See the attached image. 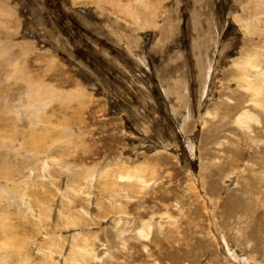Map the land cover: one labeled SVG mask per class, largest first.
<instances>
[{
    "label": "rangeland",
    "instance_id": "obj_1",
    "mask_svg": "<svg viewBox=\"0 0 264 264\" xmlns=\"http://www.w3.org/2000/svg\"><path fill=\"white\" fill-rule=\"evenodd\" d=\"M248 83L264 0H0V264H264Z\"/></svg>",
    "mask_w": 264,
    "mask_h": 264
},
{
    "label": "bare ground",
    "instance_id": "obj_2",
    "mask_svg": "<svg viewBox=\"0 0 264 264\" xmlns=\"http://www.w3.org/2000/svg\"><path fill=\"white\" fill-rule=\"evenodd\" d=\"M109 1V0H108ZM112 1V0H111ZM114 3V2H113ZM130 9H133V8H130ZM136 11V10H135ZM137 12V11H136ZM154 12V11H153ZM260 64H261V61H256V63L255 64H250L251 65V67L253 68V69H258L259 67H260ZM263 64V63H262ZM261 64V65H262ZM260 71V70H259ZM258 71V72H259ZM253 75V74H252ZM256 76V75H255ZM254 76V77H255ZM247 77V76H246ZM249 77H251V76H249ZM263 77V76H262ZM250 80V79H249ZM248 80V81H249ZM247 81V82H248ZM249 82H251V81H249ZM246 88H247V90H249L250 91V93L252 94V96L256 99V100H251L250 102L251 103H253L254 104V106L255 107H259L258 106V104H259V98H260V95H261V92L262 91H264V89H262L261 87H259V86H257V85H252V84H250V83H248L247 85H246ZM247 90H246V92H247ZM253 90H256V91H253ZM47 91V90H46ZM253 91V92H252ZM44 92V91H43ZM50 93V92H49ZM80 94V93H79ZM250 99V98H249ZM39 105H40V103H39ZM45 106H46V104H44ZM14 113V112H13ZM12 113V114H13ZM39 115V114H38ZM38 115H36V117L37 118H39L38 117ZM250 120H251V114H250V110L249 109H247V111H244L240 116H238V122L236 123V124H238L241 128H247L248 126H249V122H250ZM23 134V133H22ZM46 134H48V133H46ZM46 134L44 135L45 137H46ZM51 137H53V136H51ZM51 137H49V136H47L46 138H49V139H51V140H53L54 138H51ZM10 139H11V137H9ZM14 138H16V137H14ZM20 138H21V135H20ZM19 138V139H20ZM4 139V138H3ZM13 139V138H12ZM16 141V140H15ZM28 141V140H27ZM37 142V141H36ZM4 143H5V140H4ZM11 143H12V141H11ZM6 144V143H5ZM24 146L25 147H27V146H29V142H26L25 144H24ZM23 146V147H24ZM2 147V146H1ZM8 147V146H7ZM24 147V148H25ZM20 149V148H19ZM40 151V150H39ZM39 151H37V152H39ZM43 151V150H42ZM42 170V169H41ZM149 169H148V167H144V166H140V167H138L137 169H135V170H127L126 168L124 169V171H126L127 172V174H123V176H121V178H125V175H127V178H129V179H131V180H135V181H138V183H140L141 185H143V186H145L146 185V182H145V180H144V178H143V176H142V174H144L145 172H147ZM195 184V183H194ZM195 190V189H194ZM8 195V194H7ZM49 219V218H48ZM1 222H5V220L3 219V220H1ZM150 225H148L147 227L148 228H150L149 227ZM149 232V231H148ZM148 232H146L147 234H148ZM26 242V241H25ZM21 244V243H20ZM24 245V244H23ZM25 246V245H24ZM2 248H5V246H2ZM7 248V247H6ZM86 247H84V249H85ZM24 250H25V248H24ZM21 251V250H20ZM22 252V251H21Z\"/></svg>",
    "mask_w": 264,
    "mask_h": 264
}]
</instances>
